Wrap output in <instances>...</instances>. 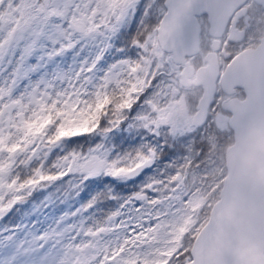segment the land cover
I'll use <instances>...</instances> for the list:
<instances>
[{"label":"snow or ice","instance_id":"obj_1","mask_svg":"<svg viewBox=\"0 0 264 264\" xmlns=\"http://www.w3.org/2000/svg\"><path fill=\"white\" fill-rule=\"evenodd\" d=\"M0 264H264V0H0Z\"/></svg>","mask_w":264,"mask_h":264}]
</instances>
